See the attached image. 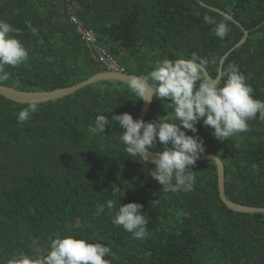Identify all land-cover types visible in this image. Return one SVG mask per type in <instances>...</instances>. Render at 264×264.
<instances>
[{"label": "trees", "instance_id": "16d2710c", "mask_svg": "<svg viewBox=\"0 0 264 264\" xmlns=\"http://www.w3.org/2000/svg\"><path fill=\"white\" fill-rule=\"evenodd\" d=\"M199 1L240 26L228 19L229 34L216 37L215 25L204 23L203 16L217 22L225 17ZM70 14L123 71L138 76L157 60L195 52L208 61L206 70L214 78L220 57L246 29L244 43L222 68L239 65L253 97L264 100V0H0V20L20 29L17 38L29 51L27 63L6 66L10 78L0 83L52 90L103 71ZM141 102L126 83L98 81L38 103L40 110L21 127L17 113L28 103L0 95V264L21 254L44 255L52 239L71 232L89 242L102 238L114 254L108 257L111 264H264V213H239L223 204L212 160L196 162L191 191L164 192L149 174L154 165L125 151L118 122H110L103 134L96 132L98 113L111 120L112 114L127 112L136 119ZM173 114L166 101L153 97L143 120ZM248 123L250 131L224 142L202 120L196 127L205 153L223 162L225 196L264 207V123L258 118ZM163 147L157 142L150 150ZM108 199L117 206L143 205L151 218L147 238L134 239L114 225L115 208L96 215V204Z\"/></svg>", "mask_w": 264, "mask_h": 264}, {"label": "clouds", "instance_id": "9594fccd", "mask_svg": "<svg viewBox=\"0 0 264 264\" xmlns=\"http://www.w3.org/2000/svg\"><path fill=\"white\" fill-rule=\"evenodd\" d=\"M196 15L200 13L196 12ZM228 19L225 17L217 22L213 16H203L204 23L215 25L213 33L221 40L230 32ZM21 34L20 29L0 20V82L10 78L6 66L15 68L28 61L29 51L17 38ZM207 64V60L192 52L188 58L157 60L146 75L129 78V88L140 100L150 102L155 97L166 101L174 112L170 117L144 121L134 119L127 112L112 114L111 120L105 113L95 116L94 128L101 134L110 122H118V127L124 129L119 139L125 145V151L145 163L149 149L157 142L164 146L152 161L154 168L149 170L164 192H188L193 189L195 173L192 168L206 151L196 127L201 120L204 126L213 130L211 134L214 138L221 142L250 131L248 122L251 120L258 118L264 123V100L253 97L254 89L247 83L239 65L233 62L228 64L227 69L218 67L216 78L210 79L205 71ZM39 110L38 102L31 100L17 113L18 125L22 127ZM106 207L116 209L112 219L114 225L122 226L134 239L147 238V225L151 218L142 212L143 205L129 202L117 206L115 200L108 199L96 204L95 214L104 213ZM100 241L103 239L89 242L82 233L71 232L52 239L46 254L13 256L7 264H111L108 257L115 258L114 254L107 244L102 245Z\"/></svg>", "mask_w": 264, "mask_h": 264}, {"label": "water", "instance_id": "95a60500", "mask_svg": "<svg viewBox=\"0 0 264 264\" xmlns=\"http://www.w3.org/2000/svg\"><path fill=\"white\" fill-rule=\"evenodd\" d=\"M200 5L211 9L221 15H223L224 17H229V20L232 21L233 23L237 24L240 26V24L229 14H227L226 12L220 10L219 8L207 5L201 1H199ZM243 36L232 46L230 47L219 59L218 61V67H222L224 60L226 59V57L236 48L240 47L246 37H247V30L243 29ZM206 71V75H208V77L210 79H215L216 76L214 78H212L207 70ZM139 77L138 75H134L131 73H127L125 71H111V70H103V71H99L89 77H87L86 79L73 84L71 86H67V87H62V88H55L52 90H22V89H18L14 86H10V85H4L0 83V95L5 97L6 99H9L11 101L17 102V103H29L31 100H36L38 103H42V102H46V101H50V100H56L59 99L63 96L69 95L74 93L75 91L87 86V85H91L95 82L98 81H108V80H112V81H119V82H123L128 84L129 78L130 77ZM149 94H151V90L149 89ZM152 101V100H151ZM149 100L145 99L142 100L141 102V107L138 113V116L136 119H144L148 108L150 106ZM158 152L156 151H152L149 149V156L147 158V163H151L152 161L156 158V154ZM212 160L215 164V168H216V175H217V190H218V195L219 198L221 199V201L223 202V204L230 210L235 211V212H239V213H264V207H254V206H249V205H243V204H239V203H235L230 201L226 196H225V192H224V180H225V175H224V166H223V162L221 161V159L216 156L213 153H205L203 155L200 156V158L196 161H204V160Z\"/></svg>", "mask_w": 264, "mask_h": 264}, {"label": "built area", "instance_id": "2783aa9c", "mask_svg": "<svg viewBox=\"0 0 264 264\" xmlns=\"http://www.w3.org/2000/svg\"><path fill=\"white\" fill-rule=\"evenodd\" d=\"M69 21L74 25L75 31L79 34L80 39L92 49L95 61L104 70L123 71L106 49L96 41V37L90 29L84 28L73 14L69 15Z\"/></svg>", "mask_w": 264, "mask_h": 264}]
</instances>
